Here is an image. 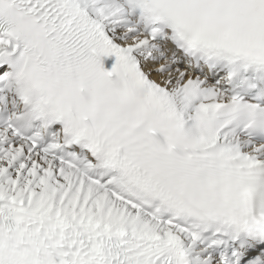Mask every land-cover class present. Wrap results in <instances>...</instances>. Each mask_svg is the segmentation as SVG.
<instances>
[{
  "label": "snow or ice",
  "instance_id": "1",
  "mask_svg": "<svg viewBox=\"0 0 264 264\" xmlns=\"http://www.w3.org/2000/svg\"><path fill=\"white\" fill-rule=\"evenodd\" d=\"M0 264H264V0H0Z\"/></svg>",
  "mask_w": 264,
  "mask_h": 264
}]
</instances>
